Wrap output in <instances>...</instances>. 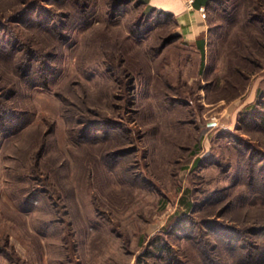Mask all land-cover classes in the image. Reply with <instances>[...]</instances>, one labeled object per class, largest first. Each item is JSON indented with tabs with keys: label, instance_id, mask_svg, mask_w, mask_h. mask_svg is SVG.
<instances>
[{
	"label": "rangeland",
	"instance_id": "obj_1",
	"mask_svg": "<svg viewBox=\"0 0 264 264\" xmlns=\"http://www.w3.org/2000/svg\"><path fill=\"white\" fill-rule=\"evenodd\" d=\"M150 1L0 0V264H264V0Z\"/></svg>",
	"mask_w": 264,
	"mask_h": 264
},
{
	"label": "trees",
	"instance_id": "obj_2",
	"mask_svg": "<svg viewBox=\"0 0 264 264\" xmlns=\"http://www.w3.org/2000/svg\"><path fill=\"white\" fill-rule=\"evenodd\" d=\"M133 1V0H132ZM213 1H215V0H193V7L194 8H201V7H204L205 9H209V5H210V3L211 2H213ZM226 2L227 3H229L230 4V6H232L233 8H232V10H230L231 12H234V10H236L238 7H241V6H244V5H246L247 3L246 2H248V0H226ZM151 9V8H150ZM155 9H153L152 11H154ZM234 15H235V17H237L238 18V15H240V13H238V12H234ZM237 18H236V20H237ZM224 20H226V19H224ZM236 20H234V21H231V23H233V22H235ZM25 43H27V44H29L30 43V41L28 42V41H26ZM196 46H197V48H198V50H199V52H200V57H201V66H202V64H203V57H204V52H203V39H198L197 41H196ZM33 48H35V47H33ZM4 48H0V51H2ZM36 49V48H35ZM5 50V49H4ZM24 55H26V53H24ZM23 55V56H24ZM26 57V56H25ZM29 59H27V61H28V64H27V66L25 67V73H24V75H23V80L26 82V81H28V82H30V85L32 86H34V85H36V83H39V84H42L41 86H43V87H47L49 84H48V79L46 78V77H44V76H38L37 75V70L35 71V69L36 68H34V65H33V60H32V58L33 57H31V55H29V57H28ZM45 65V64H44ZM44 68V71H46L45 69V66H43ZM47 67V66H46ZM37 78H40V79H42L43 78V80H37ZM9 106H4V108H3V105L1 106V108H0V123H1V120L4 118V117H7L8 118V116H13L14 114H13V112H12V109L11 108H8ZM2 109H3V112H2ZM5 111V112H4ZM5 114V115H4ZM15 116V115H14ZM5 119V118H4ZM3 119V120H4ZM8 119H10V118H8ZM5 122H8V120H4ZM10 122V121H9ZM2 124V123H1ZM187 207V209H190V205H186ZM179 227H178V223L176 224V225H174L173 226V229H175V230H177ZM174 230V231H175ZM262 231H264V228L263 229H261L260 230V232H262ZM259 232V231H258ZM157 248H158V250L161 252V253H163V252H165L167 255H168V247H167V245L166 244H160L159 246H157ZM247 255H251V254H247Z\"/></svg>",
	"mask_w": 264,
	"mask_h": 264
},
{
	"label": "crops",
	"instance_id": "obj_3",
	"mask_svg": "<svg viewBox=\"0 0 264 264\" xmlns=\"http://www.w3.org/2000/svg\"><path fill=\"white\" fill-rule=\"evenodd\" d=\"M151 5L159 10L173 14L182 25L183 38L190 43H194L198 38L202 39L205 26L203 16L199 13V8L187 10V0H151Z\"/></svg>",
	"mask_w": 264,
	"mask_h": 264
},
{
	"label": "built area",
	"instance_id": "obj_4",
	"mask_svg": "<svg viewBox=\"0 0 264 264\" xmlns=\"http://www.w3.org/2000/svg\"><path fill=\"white\" fill-rule=\"evenodd\" d=\"M199 10H200V11H202V10H203V8H199Z\"/></svg>",
	"mask_w": 264,
	"mask_h": 264
}]
</instances>
